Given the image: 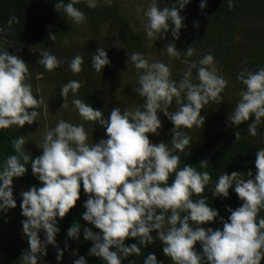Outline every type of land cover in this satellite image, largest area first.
I'll return each instance as SVG.
<instances>
[{
    "label": "clouds",
    "instance_id": "obj_1",
    "mask_svg": "<svg viewBox=\"0 0 264 264\" xmlns=\"http://www.w3.org/2000/svg\"><path fill=\"white\" fill-rule=\"evenodd\" d=\"M80 2L70 0L65 4L58 0L54 9L57 12L62 9L67 18L82 24L86 15L75 7ZM189 2L176 0L170 7L161 8L157 0H150L143 13L146 38L153 42L157 38L164 39L170 22L173 41L179 40L181 28L186 27L185 17L180 13ZM87 6L96 8L97 0H87ZM206 6L205 0H201L200 9ZM233 6V0H228V7ZM14 22L18 23L17 18L10 17L9 26ZM194 26L198 27V23ZM3 31L5 29L0 28V32ZM55 38L56 35H50L51 40ZM163 50L169 58L181 60V51L175 43L166 44ZM195 52L191 46L183 52L181 63L185 68L178 82L171 78L169 65L150 62L142 53L134 52L130 59L140 73L137 91L144 103L132 110L113 108L105 119L101 110H94L81 99L72 100L83 120L98 122L105 129L106 138L97 143H89L83 123L65 120L46 130L40 145L42 155L35 159L25 151L26 136L11 141L15 154L8 156L0 166V212L16 208L13 178L22 177L29 162L32 174L41 183L40 187L32 186L20 193L21 214L25 217L21 221L22 232L29 245L20 257L22 264H38L47 255L48 245L57 248L56 260L62 259L63 251L55 240L59 232L57 218L62 220L75 207L81 185L88 197L82 219L99 230L94 233L88 227L83 228L84 240L92 242L88 255L105 264H123L127 257L141 255V249L155 240L162 242L163 254L172 264H261L264 259V217L260 216L264 210V148H259L255 154L254 177L251 170L246 174L248 179H243L245 174L236 171L219 176L213 195L227 198L229 189L234 188L242 201L234 210L226 208L230 215L227 220L219 218L222 229L202 227L213 223L219 215L202 195L212 179L210 173L198 172L189 165L177 171L180 157L172 154V150L184 151L191 139L182 129L193 126L201 129L205 121L201 110L210 101L220 103L221 93L228 85L218 74L210 50L198 61L190 60ZM91 61V67L97 72L111 63L106 50L100 47ZM37 63L52 71L64 61L42 50ZM83 64L84 58L76 55L69 68L79 73ZM193 69L198 83L193 82ZM29 76L25 61L0 49V129L13 125L22 128L36 121L42 99L33 95L32 85L26 82ZM236 78L244 89L233 111L227 114V123L239 126L252 120L248 132L255 137L258 126L264 123V66L256 71L243 68ZM80 87L75 80L61 86L62 107L68 106L69 92L76 94ZM174 99L178 109L170 110ZM158 113H163L173 124L172 149L162 141L150 142L149 135L158 136L162 127ZM234 135L238 140L240 131L235 130ZM208 163L204 160L199 165L207 168ZM173 173L174 179L169 184ZM194 194L200 198L193 200ZM41 230L43 240L39 236ZM80 230L81 225L73 223L67 237L79 240ZM153 231L157 233L155 238L151 235ZM131 238L137 239V243L126 246V239ZM197 242L202 252L196 250ZM76 254L74 250L72 255ZM73 264H86L85 257H79ZM143 264H158L155 254H148Z\"/></svg>",
    "mask_w": 264,
    "mask_h": 264
},
{
    "label": "trees",
    "instance_id": "obj_2",
    "mask_svg": "<svg viewBox=\"0 0 264 264\" xmlns=\"http://www.w3.org/2000/svg\"><path fill=\"white\" fill-rule=\"evenodd\" d=\"M57 2L58 0H0V28L5 29L0 32L2 41L0 49L17 55L28 65L30 76L26 82L32 85L33 95L45 101L41 104L46 111L53 109L47 111V130L55 128L60 120L73 124L83 123L89 136V143H97L106 138L105 129L98 122L83 120L71 101L83 100L94 110H101L105 119L113 108L119 107L123 111L141 106L144 98L139 96L137 91L140 73L135 69L130 57L134 52H139L150 61L147 41L141 32L135 30L125 20L115 5H97L96 8H89L86 0H81L75 7L85 13L86 21L76 24L67 18L62 9L58 12L54 9ZM63 2L66 4L70 0ZM157 2L163 8L170 7L176 0ZM200 2L201 0H190L181 11L180 14L185 17L183 24L186 27L181 28L179 40L173 41L170 22L169 32L164 39H157L162 41L164 46L170 42L175 43L177 49L181 51V60L184 58L183 52L189 46L196 50L189 58L194 61L201 59L210 50L219 69L218 74L228 81L227 87L221 93L222 101L220 103L210 101L201 110V115L205 117L202 128L193 126L191 129H182L190 136V144L182 152L172 150V154L180 157L177 171L189 165L198 172L210 173L212 179L202 195L210 207L218 210L219 215L213 223L202 227L222 229L219 218L227 220L230 215L226 208L234 210L241 206L242 201L234 188L229 189L227 198L213 195L219 176L236 171L245 174L243 179H248L246 174L251 170L254 177L255 154L259 148H264V123L258 126V135L255 137L248 132V125L252 120L239 126H229L227 123V114L233 111L240 99L239 93L244 89L236 78L237 74L243 68L256 71L264 66V0H233L232 8L228 7V0H205L207 6L204 9H200ZM12 16L17 18L18 23L14 22L9 26L8 21ZM195 23H198V27L194 26ZM50 35H56L54 41L50 39ZM98 47L106 50L111 61L101 72L91 67V57ZM42 50L55 55L64 63L52 71L46 70L43 65L37 63ZM76 55L84 58L82 71L79 73H73L69 68V63ZM181 60L169 58L166 51L159 59L170 66L171 78L177 82L182 78L185 68ZM195 77L196 70L193 69V82L198 83ZM72 80L78 81L81 87L76 94L69 92L67 107L70 109L66 110L67 107H62L64 98L60 94L61 86ZM37 88L41 89L40 93H36ZM177 109L174 99L170 110ZM38 111L41 113L40 108ZM158 116L162 124L160 134L158 136L150 134V142L156 144L162 141L168 143L169 149H172L170 130L173 124L163 113H158ZM41 123L44 125L43 121ZM235 130L240 131L238 140L234 135ZM18 136H26L25 151L32 159L42 155L40 146L32 144L23 127L13 125L8 129H0V166L8 156L15 154L11 141ZM204 160L209 162L207 168H201L199 165ZM30 166L29 162L26 165L28 170L22 177L13 178V183L20 186L21 192L29 190L32 186H41L40 181L32 174ZM174 176L175 173L170 176L169 184L172 183ZM80 192H83L82 185ZM192 198L196 200L200 197L194 194ZM86 199L80 196L75 207L62 220L57 218L59 232L55 240L64 257L60 264H73V261L81 256L85 257L86 264H105L101 259L88 255L92 242L83 238L84 227L90 228L94 233L99 231L82 219ZM8 214L10 212H0V264H22L20 257L29 247L27 237L18 229L17 222H11ZM260 216L264 217V210ZM73 223L81 225L79 240L67 237V230ZM151 235L155 238L157 233L153 231ZM133 243H137V239L125 241L126 246ZM195 247L198 252H202L199 242ZM162 249V242L155 240L141 249V255L129 256L123 260V264H129V261L143 264L150 253L155 254L158 264L161 261L163 264H172ZM52 250L51 253L46 250L47 255L38 261V264H43L46 259H56L57 248ZM74 250L77 253L75 256L72 255ZM261 264H264V259L261 260Z\"/></svg>",
    "mask_w": 264,
    "mask_h": 264
},
{
    "label": "rangeland",
    "instance_id": "obj_3",
    "mask_svg": "<svg viewBox=\"0 0 264 264\" xmlns=\"http://www.w3.org/2000/svg\"><path fill=\"white\" fill-rule=\"evenodd\" d=\"M87 2V0H86ZM148 1L147 0H97V5H115L118 7V9L121 11L123 17L125 20L137 31L141 32L145 38L146 34L144 31V23L146 22V18L144 17L143 13L148 7ZM147 41V48L148 53L151 56L152 61H159L160 58L164 55V45L162 41L156 39L154 42L150 41L146 38ZM0 42H2L0 40ZM150 60V61H151ZM41 89L37 88L36 93H40ZM45 101H42L43 103ZM41 109V113L36 117V121H34L31 125L25 124L23 126L24 131L28 134L31 142L33 145L40 146L43 142L44 134L47 130V123H46V117H47V111L53 110L48 109L46 111V108L41 104L39 106ZM37 109V111L39 110ZM45 109V111H44ZM70 108L67 107L66 110H69ZM39 112V111H38ZM43 118V119H40ZM44 122V125L41 122ZM21 190L20 186L16 183H13V195L16 200V208L10 209L8 212V216L11 218V222H17L18 229L22 232V224L21 221L25 219V217L21 214L20 209V203H21V196H20ZM80 196L82 198H88L87 195L84 192H80ZM39 236L41 240L44 239V232L43 230L40 231ZM52 249H56L52 245L47 246V251L52 252ZM64 259V257H62ZM62 259L58 262L55 258L53 259H46L43 264H60Z\"/></svg>",
    "mask_w": 264,
    "mask_h": 264
}]
</instances>
